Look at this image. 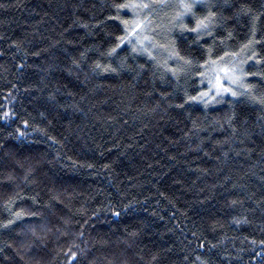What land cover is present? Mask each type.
Returning a JSON list of instances; mask_svg holds the SVG:
<instances>
[{"label":"trees","instance_id":"1","mask_svg":"<svg viewBox=\"0 0 264 264\" xmlns=\"http://www.w3.org/2000/svg\"><path fill=\"white\" fill-rule=\"evenodd\" d=\"M126 1L0 0V264H73L70 249L78 264H264V105L188 99L232 56L264 96V16L245 48L239 14L264 0H208L218 19L198 40L185 26L202 5L164 37L150 19L158 49L102 55Z\"/></svg>","mask_w":264,"mask_h":264},{"label":"rangeland","instance_id":"2","mask_svg":"<svg viewBox=\"0 0 264 264\" xmlns=\"http://www.w3.org/2000/svg\"><path fill=\"white\" fill-rule=\"evenodd\" d=\"M185 2H191V0H185ZM140 3H154L156 4L155 7L151 9H142L137 7H128L121 9L124 14H126V21L127 24H124V31H125V39L124 44H127L129 46H135L136 49H142L140 51H146L148 53V49L150 50V53L155 51L154 46L151 42V31H149L151 26L150 19H155V25H156V31L159 32L164 37L165 34H168L165 30L167 29L172 30L173 34L175 32H178V30H174L173 27L171 28V25H174L178 23L179 18H177V13L181 12L182 9L180 8L181 0H165L166 6L160 7L158 0H127L126 4L131 5H137ZM163 9H168L167 14H165L163 17L160 18V16L155 15L156 11ZM154 16V18L152 17ZM189 16V14H186L183 18ZM143 21L140 27L135 28V25L137 22ZM159 22H162V26L159 25ZM133 28H135V31H133ZM161 28V30H160ZM180 31V30H179ZM147 37V39H145ZM159 43V39L156 40ZM164 43H159V50L161 51V54L163 57H166V53L168 52L169 48L167 47V38H163L160 40ZM166 44V45H165ZM151 47V48H150ZM153 47V48H152ZM158 49V48H157ZM170 56V54H169ZM240 57H243L244 54L241 53L239 55ZM245 63V61H243ZM241 60H239L236 56H232L230 58H224L220 59L217 62L208 63L203 68V73L199 77V82L201 84V93L209 92L211 90V95L209 97H205L209 102L207 105H215L217 103H220L223 98L227 96H231L230 93H221L220 95H216L215 89L217 87V84L219 82L220 85H223V87H230L233 90H242L240 88V81L237 82V84H232L228 80L229 75H234L236 77H240V80L243 82V71H244V63ZM225 69H235L234 72L226 73ZM219 78V80H218ZM200 93V94H201ZM215 96V100L212 99V97ZM198 102L204 103L202 100H198ZM205 104V103H204Z\"/></svg>","mask_w":264,"mask_h":264},{"label":"snow or ice","instance_id":"3","mask_svg":"<svg viewBox=\"0 0 264 264\" xmlns=\"http://www.w3.org/2000/svg\"><path fill=\"white\" fill-rule=\"evenodd\" d=\"M158 2H159L160 7L166 6L165 0H158ZM198 5H202L203 7H205L207 9L206 15H203L202 17L197 18L194 27L187 28V26H185V28L188 32L196 34L197 40L199 39V37L202 33H207L209 35L211 34L210 28L218 19V13L215 10L217 6L213 3L208 2V0H191V2H185V0H181L180 8L182 9V11L177 13V18H179V19H182L186 14H191L192 16H195L196 14L193 11V9L196 8ZM155 6H156V4H154V3H140L137 5H131V4L124 3V4L114 5V7L117 8L118 11L120 9H124V8H128V7L151 9ZM239 14L251 16L252 26H251V30H250V38L248 40V43L244 47L245 48H254V46L256 44L261 42L260 40H258L256 38V35H257V26L256 25H257V21H259L260 17L264 16V12L254 13L251 8L241 6ZM113 19H119V16L114 17ZM124 23L127 24V21H124ZM142 23H143V21L137 22L135 25V28L140 27ZM135 28H133V31H135ZM117 39L119 40V43H117L115 47L109 49L107 53H102V55L112 56L113 54L116 53L117 48H119L120 45L124 42L125 37H118ZM145 39H147V37H145ZM133 51H135V49H133ZM225 55H228V53H225ZM255 56H256V53H255V51H253L252 56L249 58H252ZM178 58L181 60L184 59L183 57H178ZM185 63H191V61L185 60ZM95 69H101L103 71H115V69L106 67L104 65H101L100 63H96ZM224 71L226 73H229V72H234L235 69H225ZM253 75H255V74H253ZM227 78L232 84H237V82L240 81V88L242 89V91L233 90L230 87H227V88L223 87V85H220L218 82L217 87L215 89L216 95H220L221 93H230L233 97L247 96L251 102L264 105V96H258L256 94V89H255L254 85L244 84L240 80V77H236L234 75H229ZM218 80H219V78H218ZM210 95H211V90L209 92L201 93L198 97L190 96V97H188V99L191 101L202 100L205 104H207L209 101L207 99H205V97H209ZM212 99L215 100V96H213ZM180 107H182V105H180ZM5 115H7V113H5ZM25 123H27V122H25ZM17 215L19 216L20 213H17ZM81 235H82V233H81ZM200 246L203 247L204 245L201 244ZM214 246L215 245H213V247ZM74 247L79 248L78 245H74ZM70 255H71V259L73 261V264H78L77 257H78V255H84V250L79 249V252H76V251H71V249H70ZM196 259L200 261V264H206V261L200 260V257H197Z\"/></svg>","mask_w":264,"mask_h":264}]
</instances>
